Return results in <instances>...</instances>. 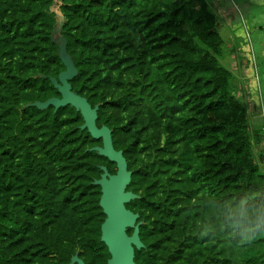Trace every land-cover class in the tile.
I'll return each instance as SVG.
<instances>
[{"label":"trees","instance_id":"16d2710c","mask_svg":"<svg viewBox=\"0 0 264 264\" xmlns=\"http://www.w3.org/2000/svg\"><path fill=\"white\" fill-rule=\"evenodd\" d=\"M217 23L204 0H0V264H70L79 243L86 264L111 256L95 181L101 165L116 173V163L92 150L102 140L81 128L75 107L28 106L60 96L50 80L65 70L52 38L59 27L78 69L72 88L99 105L97 124L123 151L133 173L127 190L147 218L164 227L175 217L181 257L185 237L208 228L223 247L219 264H264V227L227 219L242 203L250 211L264 203V172L216 59Z\"/></svg>","mask_w":264,"mask_h":264},{"label":"rangeland","instance_id":"374dc122","mask_svg":"<svg viewBox=\"0 0 264 264\" xmlns=\"http://www.w3.org/2000/svg\"><path fill=\"white\" fill-rule=\"evenodd\" d=\"M205 1L210 10L215 13L218 21L217 35L221 45L219 46L220 53L217 55L216 59L219 65L228 70L231 75V92L237 100V103L241 104L245 109V124L251 136L252 151L260 170L263 172L264 167L260 162V154L262 146L264 145V107L261 102V93L259 90L260 64H257V60L254 58L252 51V32L250 23L245 16L243 17L241 15V11L237 9L234 0L228 1L227 11L224 10L226 8L222 5L221 0H204V2ZM148 32L149 29L145 30V33ZM144 38L150 41L151 45H161L160 43L162 42L159 37L151 39L144 35ZM7 80L10 82L9 79ZM125 88L126 87L121 88L120 93L129 90ZM262 88L264 89V87ZM13 91L18 97L23 94L21 91H16L14 87ZM254 105H258V108L254 107ZM35 121L36 118L28 116V123H33ZM3 125L5 124L1 126ZM31 131L33 130H30L28 127L24 135H26V137H31ZM37 133L41 134L39 131H37ZM33 149L38 151L39 156L43 155L44 148L42 145H36ZM147 158H149L147 154H142L140 159L144 160L145 163ZM173 173L174 171H172V174ZM59 182L62 183L63 180ZM64 189L61 190L62 193L66 192ZM131 207L135 212L141 214L139 220L142 221V238L146 243V248L139 249V264H219L217 261L222 260L223 254L221 251H223V247H214L211 244L208 228H196L192 231L196 232L195 236L185 237L184 246H182L184 249V256L181 257L178 237L175 236V232L179 230H175V226H170L171 224L175 225V217L166 218L165 226L162 227L157 223L154 224L153 219L147 218L148 211L144 205L134 201ZM173 209L175 210V207H173ZM47 220L52 221L50 218ZM58 226L59 224L57 222L50 224V227L53 228L55 232ZM87 229L88 228L84 227L81 230L80 238H83L85 241H88ZM185 232H190V230H186ZM262 237H264V234ZM82 245L83 243L78 244L76 254H79V256L85 259ZM258 261L260 262L261 260Z\"/></svg>","mask_w":264,"mask_h":264},{"label":"water","instance_id":"95a60500","mask_svg":"<svg viewBox=\"0 0 264 264\" xmlns=\"http://www.w3.org/2000/svg\"><path fill=\"white\" fill-rule=\"evenodd\" d=\"M60 31L61 27L55 29L52 38L53 42L59 46V55L65 65V70L58 77L50 78L60 96L51 97L46 101H36L28 106H36L39 109L54 106L58 109L71 105L83 116L84 123L81 128L87 129L93 138L102 140V145L95 146L92 150L116 163L117 166L116 173H110L107 166L101 165L103 173L95 181L96 185L101 186L100 206L106 215L101 226V240L106 244L111 255L107 264H137L136 249L144 247V243L140 237L142 224V221H139L140 214L127 208L129 202L139 198L138 194L127 190L133 173L128 168L123 151L115 148L109 127L98 126L99 105L93 107L87 97L73 90L71 80L78 75V69L68 52V41L59 34ZM130 228L134 229L132 235H129L127 231ZM71 264H86V262L79 254H75L71 259Z\"/></svg>","mask_w":264,"mask_h":264},{"label":"crops","instance_id":"0c3cea01","mask_svg":"<svg viewBox=\"0 0 264 264\" xmlns=\"http://www.w3.org/2000/svg\"><path fill=\"white\" fill-rule=\"evenodd\" d=\"M229 0H221L222 5L227 6ZM237 9L241 11V15L246 17L251 26L252 32V51L257 64H260V96L264 106V0H234ZM261 77V78H260ZM258 108V105H254Z\"/></svg>","mask_w":264,"mask_h":264},{"label":"clouds","instance_id":"9594fccd","mask_svg":"<svg viewBox=\"0 0 264 264\" xmlns=\"http://www.w3.org/2000/svg\"><path fill=\"white\" fill-rule=\"evenodd\" d=\"M227 219L233 224L243 225L252 223L255 226L264 227V203L257 205L255 211H250L243 203L235 209H229ZM252 229L246 228L244 235L250 234Z\"/></svg>","mask_w":264,"mask_h":264},{"label":"flooded vegetation","instance_id":"af4514ba","mask_svg":"<svg viewBox=\"0 0 264 264\" xmlns=\"http://www.w3.org/2000/svg\"><path fill=\"white\" fill-rule=\"evenodd\" d=\"M131 230H127L128 231V234L129 235H132V233L134 232V229H132V228H130ZM140 237H141V240H142V242L144 243V247H142V249L143 248H146V243L143 241V238H142V231H141V228H140Z\"/></svg>","mask_w":264,"mask_h":264},{"label":"built area","instance_id":"2783aa9c","mask_svg":"<svg viewBox=\"0 0 264 264\" xmlns=\"http://www.w3.org/2000/svg\"><path fill=\"white\" fill-rule=\"evenodd\" d=\"M260 162H261L262 166L264 167V145L262 146V151H261V154H260Z\"/></svg>","mask_w":264,"mask_h":264}]
</instances>
